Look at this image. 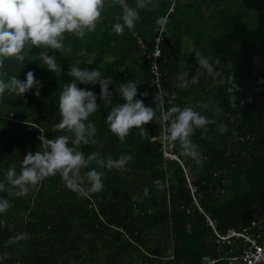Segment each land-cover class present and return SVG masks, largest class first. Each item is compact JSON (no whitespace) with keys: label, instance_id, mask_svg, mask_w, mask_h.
I'll use <instances>...</instances> for the list:
<instances>
[{"label":"trees","instance_id":"trees-1","mask_svg":"<svg viewBox=\"0 0 264 264\" xmlns=\"http://www.w3.org/2000/svg\"><path fill=\"white\" fill-rule=\"evenodd\" d=\"M127 3L136 7V0ZM145 3L146 7L137 8L136 27L118 35L113 25L122 23L117 17L123 9L116 0H105L95 31L86 32L82 39L65 33V51L47 50L55 56L60 72L43 65L38 57L45 50L38 47H25L22 67L13 58L5 59L0 69L7 73L5 79L17 75L23 81L32 71L40 95H34L37 89L33 88L20 97L6 91L0 98V182H5L9 168L19 173L22 161L17 151L22 150L24 158L28 152L42 150L40 135L46 139L71 135L56 125L59 95L72 82L67 75L72 66L97 69L103 78L112 79V105L107 107L99 99V84L77 85L94 92L99 105L89 117L97 128V142L79 150L85 158L99 153L105 159L130 155L132 160L125 171L98 168L95 162L82 168L80 181L85 188L90 187L88 171L96 168L104 173L103 190L87 197L68 190L59 174L45 178L23 197L0 192L11 203L0 214L4 222L0 254L8 253L0 264H201L205 256L214 264H227L242 250V239L231 237L217 244L213 231L224 236L244 230L264 241V89L254 88L251 81L254 58L264 63V13L250 0ZM161 18L166 22L159 23ZM161 25L165 33L156 64L161 90L167 93L165 110L188 105L214 121L206 130L194 129L191 136L200 163L181 156L178 141L172 150L178 161L164 160L160 145L142 139L139 129L133 128L122 143L106 122L111 106L123 103L115 90L126 82L139 81L136 99L155 107L150 54ZM197 53L208 58L212 71L200 66ZM93 55L95 63L86 64ZM196 68L208 72L205 79H196L183 90L177 87L179 76L187 72L191 80ZM145 92L147 97L140 95ZM159 122L145 125L150 137L159 135ZM157 180L165 190L157 188ZM187 180L196 188L197 206ZM23 232L30 238L8 243Z\"/></svg>","mask_w":264,"mask_h":264},{"label":"clouds","instance_id":"clouds-1","mask_svg":"<svg viewBox=\"0 0 264 264\" xmlns=\"http://www.w3.org/2000/svg\"><path fill=\"white\" fill-rule=\"evenodd\" d=\"M123 9V14L117 17L118 21L113 25V31L123 35L125 28L132 30L140 19L137 8L146 7L145 0H136V7L129 6L127 0H116ZM105 0H0V69L4 68L5 59H15L21 67L24 64L27 53L26 46L31 49L38 47L44 49L39 54V59L49 71L60 72V65L55 56L48 55L47 50L65 51V33L74 34L82 39L86 32H93L101 19ZM159 23L166 21L161 18ZM201 67L212 71L208 58L197 53ZM95 63V56L88 59L86 64ZM67 75L72 82L65 84L59 95L58 111L60 121L56 127L67 130L71 135H59L53 139H46L40 135L39 140L42 150L34 154L28 152L20 163V170L9 168L5 174V182H0V192H8L11 197L26 196L30 189L38 185L49 176L60 175L65 187L81 197H87L91 193L103 190V175L101 171L92 168L86 173L90 187H83L80 181V170L88 168L93 162L98 168L118 169L125 171L126 165L132 160L130 155H120L118 159L101 158L99 153H91L85 158L81 145L96 143L94 139L97 128L89 117L96 113L99 105L94 92L79 88L78 84L96 85L100 87V101L107 107L112 105L113 93L109 91L112 84L111 77L103 78L97 69H81L80 66H72ZM6 72H0V98L7 91L10 94L23 96L30 89L36 88L34 95L39 96V82L32 71L26 73L23 81L17 75H12L7 80ZM185 72L179 76L180 89H186L190 84L197 83L195 78L188 80ZM139 81L134 80L121 84L115 91L119 93L123 103L111 106L106 122L110 131L115 134L120 142L135 128L139 129L142 139L150 137L145 125L153 121L163 122L166 126L165 140L179 142L181 156L190 158L200 163V153L191 136L194 129H205L214 121L195 110L191 106L181 107L172 105L165 110L164 103L167 93L163 90L156 92L153 103L155 107H146L143 99H136L138 95ZM147 97L148 93L140 94ZM159 112V115H158ZM6 184L9 187H6ZM154 184L161 191L165 185L160 181ZM148 196L149 189L143 190ZM11 207L10 200L0 197V214L6 213ZM4 222L0 221V225ZM30 238L26 232L18 233L8 241L16 244L21 240ZM8 253L0 254V261L7 259Z\"/></svg>","mask_w":264,"mask_h":264},{"label":"built area","instance_id":"built-area-1","mask_svg":"<svg viewBox=\"0 0 264 264\" xmlns=\"http://www.w3.org/2000/svg\"><path fill=\"white\" fill-rule=\"evenodd\" d=\"M172 4L170 8L168 9V12L171 11ZM165 33L164 28H159L156 37L154 39L153 49L150 54V73H151V79H150V85L155 88V90L160 91V73L157 68L156 59L159 57L160 54V47L162 45V36ZM160 123V132L159 135L156 137H153L155 139H152V141H156L160 145L161 155L164 160H175L178 161L175 155L173 154V142L166 141L165 140V133H166V126L163 122ZM187 187L189 189V193L192 196L193 204L197 206L196 200L194 199L193 195L196 192L195 186H192L188 180H187ZM208 225L212 227L211 222L206 219ZM214 233V236L216 237V243L220 244L223 242L228 241L231 237L235 238H241L242 239V245L243 248L240 251L238 255H235L233 257H230L227 259V264H254L255 261L259 258L260 260L263 259L261 256L264 254V241L259 242L258 236H251L248 235L244 230L242 233L237 234L232 231H228L224 236L218 235L217 233ZM171 255V254H169ZM171 259V256L169 257ZM215 260L210 258L209 256H205L201 259V264H214Z\"/></svg>","mask_w":264,"mask_h":264},{"label":"water","instance_id":"water-1","mask_svg":"<svg viewBox=\"0 0 264 264\" xmlns=\"http://www.w3.org/2000/svg\"><path fill=\"white\" fill-rule=\"evenodd\" d=\"M256 7L262 9L264 13V0H250ZM251 81L256 89H264V71L262 73L251 76ZM263 259H257L254 264H264V254L261 256Z\"/></svg>","mask_w":264,"mask_h":264},{"label":"rangeland","instance_id":"rangeland-1","mask_svg":"<svg viewBox=\"0 0 264 264\" xmlns=\"http://www.w3.org/2000/svg\"><path fill=\"white\" fill-rule=\"evenodd\" d=\"M184 43H186V42L184 41L183 44ZM254 72L256 74H258V72H259V61L257 59L254 60ZM207 74H208V72H207ZM207 74H203V72L200 69L196 68L195 73H194V78L203 80V79H205ZM211 81H212V83H215L214 79ZM230 120H232V119H230ZM17 155L19 156L20 160L22 161L23 160L22 150L17 151Z\"/></svg>","mask_w":264,"mask_h":264},{"label":"flooded vegetation","instance_id":"flooded-vegetation-1","mask_svg":"<svg viewBox=\"0 0 264 264\" xmlns=\"http://www.w3.org/2000/svg\"><path fill=\"white\" fill-rule=\"evenodd\" d=\"M257 58H254V60ZM259 61V72L258 73H262L264 71V63L261 62L259 59H257ZM255 73V72H254ZM256 74V73H255Z\"/></svg>","mask_w":264,"mask_h":264}]
</instances>
